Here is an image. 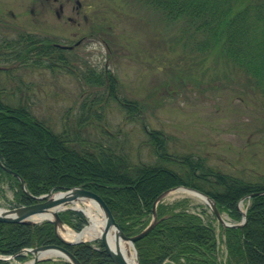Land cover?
<instances>
[{"label":"trees","instance_id":"16d2710c","mask_svg":"<svg viewBox=\"0 0 264 264\" xmlns=\"http://www.w3.org/2000/svg\"><path fill=\"white\" fill-rule=\"evenodd\" d=\"M144 2L160 11L167 20L181 21L183 29L199 34L197 48L213 49L232 61L242 74L244 82L240 83L255 90L264 102V0ZM54 42L36 32L20 31L14 38L1 40L0 51H9L23 64L60 65L74 72L76 69L70 64L72 58ZM82 78L103 86L109 95L118 88L117 78L108 68L96 71L87 66ZM4 94L0 87V160L23 178L30 193L21 188L13 173L0 167V175L12 180L16 188L13 194L16 204L31 203L35 201L31 194L38 195L51 188L64 190L80 185L99 193L123 232L133 235L151 219L155 198L174 186L184 185L206 193L220 212L235 221L241 218L238 201L251 194L245 207L246 220L241 226L218 223L226 248L224 260L219 256L216 227L177 203H157L156 224L135 241V246L140 264H264V174L244 178L214 168L204 157L192 153L170 155L166 152L167 136L155 129L147 133L158 152L156 161H133L119 131L115 134L104 131L102 138L86 130L88 123L101 118L102 112L96 109L105 96L94 95L87 101V108L86 100L82 101L77 118L66 121L62 129L55 132L47 122L37 118L27 104L5 102ZM110 97L121 102L126 111L125 120L141 112V103L137 100ZM163 158L170 159L172 167L162 164L160 159ZM59 216L75 230L87 222L79 210L65 209ZM42 244L63 245L82 264H113L100 240L94 244L88 241L64 243L51 220L34 224L0 221V254H15L16 259L24 260L26 255L19 253L22 248ZM37 264L71 263L47 258Z\"/></svg>","mask_w":264,"mask_h":264},{"label":"rangeland","instance_id":"374dc122","mask_svg":"<svg viewBox=\"0 0 264 264\" xmlns=\"http://www.w3.org/2000/svg\"><path fill=\"white\" fill-rule=\"evenodd\" d=\"M183 27V22L167 20L144 0H0V41L20 31L48 36L72 45L62 48L76 69L70 73L60 65L23 64L1 50L2 98L10 104H27L56 132L77 118L82 101L87 108L94 95L105 96L96 109L101 118L88 123L86 130L102 138L104 131H119L133 161H156L158 152L147 133L155 129L167 136L170 155L192 153L214 168L244 178L264 174L262 96L240 83L242 74L232 61L213 49L197 48L201 36ZM87 66L110 69L117 90L109 95L103 86L84 80ZM110 96L139 101L141 112L125 120L121 102ZM160 162L173 165L170 159ZM12 185L6 177L0 180L1 209L15 204ZM162 201L177 203L217 226L208 205L185 191L171 189ZM244 203H240L243 209ZM220 244L219 256L224 258ZM32 257L27 252L22 261L9 258L0 264H25Z\"/></svg>","mask_w":264,"mask_h":264},{"label":"water","instance_id":"95a60500","mask_svg":"<svg viewBox=\"0 0 264 264\" xmlns=\"http://www.w3.org/2000/svg\"><path fill=\"white\" fill-rule=\"evenodd\" d=\"M71 47V46H70ZM0 166L3 167L6 171L13 173L15 176L18 177L21 186L24 188V183L23 179L21 176H19L16 172H13L11 169L7 168L2 164L0 161ZM180 187V186H177ZM175 187V188H177ZM189 189H193L201 194H203L206 199L207 203L210 206L212 212L216 216V218L223 224V225H232L231 223H228L225 221V219L221 216L215 201L205 193L194 189L190 187H186ZM170 189L165 190L161 192L154 200L152 204V217L149 221V223L141 229L139 232H137L134 235H126L123 233V231L120 229L118 223L114 219L110 209L108 208L107 204L101 197V195L94 190L84 188L82 186H73L68 189L63 190L64 192H67V194L64 197H55L53 195L52 189H50L47 193L39 194V195H32L37 201L29 204H23L14 208L10 209H2L0 211V221H6V222H21V223H28V224H33L35 223L34 220L30 219V216L36 213H41V212H47L51 211V216L48 218L53 222L55 232L58 234V236L62 239L64 243H75L78 242L79 240H67L64 237H62L59 232L58 228L59 226L63 225V222L61 218L59 217V211L65 208H73V207H63V208H56L61 202H66L70 201L72 199H87L91 198L93 199L103 210V213L105 214V222H104V227L103 230L101 231V235L99 239L104 245V248L108 254V256L111 258L114 264H131L129 263L121 254L118 246L114 248H110L107 244V232L111 226H113L116 229V236L121 237L123 240L129 241L133 247L134 253H135V258H136V264L139 263V258H138V253L135 247V240L145 236L156 224L157 222V213H156V204L163 197V195L168 192ZM56 192H61V191H56ZM248 196H251L249 194ZM77 209V208H75ZM80 210V209H79ZM244 215L243 219L241 222L233 224V225H238L241 226L244 221H245V212H242ZM53 249L56 250L60 253V256L64 257L65 259L69 260L73 264H81L79 260L74 256V254L68 250L65 246L59 245V244H43L39 246H35L30 249L32 253H34V256L32 260L28 264H35L37 260L40 258V253L45 250Z\"/></svg>","mask_w":264,"mask_h":264},{"label":"bare ground","instance_id":"6f19581e","mask_svg":"<svg viewBox=\"0 0 264 264\" xmlns=\"http://www.w3.org/2000/svg\"><path fill=\"white\" fill-rule=\"evenodd\" d=\"M1 168H3V167H1ZM74 186H80V185H74ZM71 187H73V186H71ZM87 189H89V188H87ZM176 190L177 191H185L190 196H192L193 198H195V199H197V200H199L201 202L205 203L207 201L206 197L203 194H201V193H199V192H197V191H195L193 189H189V188L180 186V187H177ZM66 194H67V192H64V191L53 193V195L55 197H64ZM67 206L82 210V212L85 214V217L87 218L88 222L79 231L71 229V228H69L68 225L63 224V225L59 226V228H58L59 234L62 237H64L65 239H67V240H71V241L79 240L78 242L88 241V242H91V243L94 244L97 241V238L100 237L101 231L103 230V227H104L105 214L103 213V210L91 198H87V199H72L70 201L61 202L58 206H56V208H63V207H67ZM1 210L2 209L0 208V211ZM151 212H152V209H151ZM51 215H52L51 211L41 212V213H36V214L31 215L30 219L34 220L35 222H41V221H43L45 219L49 220L48 218H50ZM112 215H113V213H112ZM197 215L200 216L199 213H197ZM113 217H114V215H113ZM228 217H230V216H228ZM243 217H244V215L241 213V218L240 219H243ZM114 219H115V217H114ZM229 219L231 220L230 221L231 224H232V222H235V220H232L231 217ZM245 220H246V215H245ZM225 221L228 222L229 220L225 217ZM4 222H6V221H4ZM116 222H117V220H116ZM118 225H119V223H118ZM120 229H121V227H120ZM215 231H216V237H217L218 234L221 233V232H220L219 229H216ZM218 238H220V237H217V239ZM106 240H107V244H108V246L110 248H114V247L118 246V248H119L121 254L123 255V257L129 263L136 264L135 253H134V250H133V247H132L131 243L129 241L123 240L121 237L116 236V229L113 226H111L109 228V230L107 232V239ZM78 242H75V243H78ZM0 256H5V257L10 258L11 254H0ZM40 256H42V257H46V256H60V253L58 251H56V250L49 249V250L42 251L40 253ZM29 262H30V260L28 262H26L25 264H28Z\"/></svg>","mask_w":264,"mask_h":264},{"label":"flooded vegetation","instance_id":"af4514ba","mask_svg":"<svg viewBox=\"0 0 264 264\" xmlns=\"http://www.w3.org/2000/svg\"><path fill=\"white\" fill-rule=\"evenodd\" d=\"M60 9H61V10L63 9V6H62V4L60 5Z\"/></svg>","mask_w":264,"mask_h":264}]
</instances>
